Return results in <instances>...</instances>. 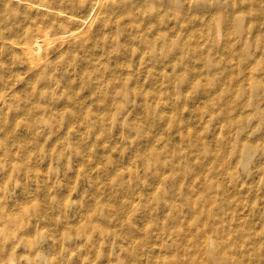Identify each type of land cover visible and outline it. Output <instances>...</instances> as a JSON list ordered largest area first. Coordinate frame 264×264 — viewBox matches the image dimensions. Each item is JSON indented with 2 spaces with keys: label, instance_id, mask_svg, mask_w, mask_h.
<instances>
[{
  "label": "rangeland",
  "instance_id": "rangeland-1",
  "mask_svg": "<svg viewBox=\"0 0 264 264\" xmlns=\"http://www.w3.org/2000/svg\"><path fill=\"white\" fill-rule=\"evenodd\" d=\"M0 264H264V0H0Z\"/></svg>",
  "mask_w": 264,
  "mask_h": 264
},
{
  "label": "bare ground",
  "instance_id": "bare-ground-1",
  "mask_svg": "<svg viewBox=\"0 0 264 264\" xmlns=\"http://www.w3.org/2000/svg\"><path fill=\"white\" fill-rule=\"evenodd\" d=\"M57 31H60V30L58 29ZM46 32H49V30L47 29ZM45 37H46V35H45ZM36 41H38V40H36ZM36 41H35V42H36ZM37 48H38V47H37ZM36 50H37V49H36Z\"/></svg>",
  "mask_w": 264,
  "mask_h": 264
}]
</instances>
